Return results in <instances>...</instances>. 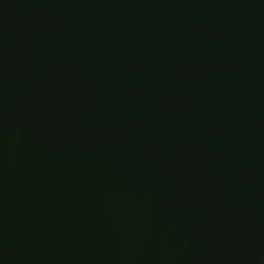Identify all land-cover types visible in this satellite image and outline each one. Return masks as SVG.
Here are the masks:
<instances>
[{
  "label": "water",
  "instance_id": "95a60500",
  "mask_svg": "<svg viewBox=\"0 0 264 264\" xmlns=\"http://www.w3.org/2000/svg\"><path fill=\"white\" fill-rule=\"evenodd\" d=\"M0 264H264V0H0Z\"/></svg>",
  "mask_w": 264,
  "mask_h": 264
}]
</instances>
